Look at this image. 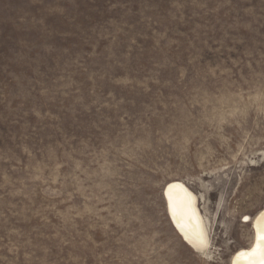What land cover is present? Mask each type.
I'll use <instances>...</instances> for the list:
<instances>
[{
    "label": "rangeland",
    "instance_id": "374dc122",
    "mask_svg": "<svg viewBox=\"0 0 264 264\" xmlns=\"http://www.w3.org/2000/svg\"><path fill=\"white\" fill-rule=\"evenodd\" d=\"M262 152L264 0H0V264H229ZM174 180L208 256L168 222Z\"/></svg>",
    "mask_w": 264,
    "mask_h": 264
},
{
    "label": "bare ground",
    "instance_id": "6f19581e",
    "mask_svg": "<svg viewBox=\"0 0 264 264\" xmlns=\"http://www.w3.org/2000/svg\"><path fill=\"white\" fill-rule=\"evenodd\" d=\"M264 156V152L261 153ZM165 214L173 231L192 252L208 256L211 250L207 224L198 197L179 180L168 182L161 193ZM250 227L251 242L230 257L229 264H264V207L254 217H244ZM247 218V219H246Z\"/></svg>",
    "mask_w": 264,
    "mask_h": 264
},
{
    "label": "snow or ice",
    "instance_id": "6c2138e0",
    "mask_svg": "<svg viewBox=\"0 0 264 264\" xmlns=\"http://www.w3.org/2000/svg\"><path fill=\"white\" fill-rule=\"evenodd\" d=\"M247 219V218H246ZM261 239H264V237H260Z\"/></svg>",
    "mask_w": 264,
    "mask_h": 264
}]
</instances>
